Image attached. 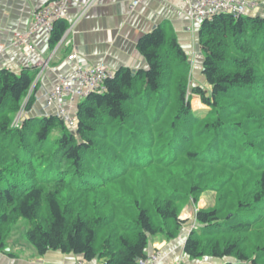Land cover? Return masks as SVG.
<instances>
[{"label": "trees", "instance_id": "1", "mask_svg": "<svg viewBox=\"0 0 264 264\" xmlns=\"http://www.w3.org/2000/svg\"><path fill=\"white\" fill-rule=\"evenodd\" d=\"M68 27L54 24L51 48ZM199 44L209 90L192 93L204 118L190 106L188 56L162 27L138 43L148 69H122L81 101L74 130L55 115L14 124L39 70H0V251L25 220L40 256L138 264L152 238L180 236L190 200L215 190L220 205L198 210L185 254L249 264L259 253L252 264H264V18L205 20Z\"/></svg>", "mask_w": 264, "mask_h": 264}, {"label": "crops", "instance_id": "2", "mask_svg": "<svg viewBox=\"0 0 264 264\" xmlns=\"http://www.w3.org/2000/svg\"><path fill=\"white\" fill-rule=\"evenodd\" d=\"M54 1L0 0V70L9 69L17 74L25 69L40 71L39 64L47 62L27 97H33L35 101L31 109L24 110L22 115L26 118L56 115L57 108L47 107L46 99L60 82L65 80V83L71 84L75 79L76 62L68 59L72 54L78 55L77 63L102 65L113 76L122 69L135 73L147 70L148 62L139 51L138 43L159 27L166 30L169 39L174 37L177 40L190 65H194L193 77L190 74L194 85L206 87L203 65L200 79L194 78L197 66L204 60L199 44V30L203 21L190 17L186 0H144L137 6L133 5L135 0H98L69 31L70 25L81 16L84 4L90 1L72 0L68 19L65 20L69 26L65 34L69 32L62 37L65 38L61 46L51 48L50 37L45 31H38L31 34L36 54L26 56L21 47L14 45L16 34L29 32L34 14ZM80 103L75 97L65 96L58 105L76 116ZM189 228L186 222L180 236L172 241L152 238L147 256L158 253L160 264H178L180 261L183 264H204L205 261L190 260L184 252ZM13 236L15 234L8 240L5 250L0 251V264H77L82 260L81 256L59 251H49L40 256L27 242L17 241ZM87 264H100V261Z\"/></svg>", "mask_w": 264, "mask_h": 264}, {"label": "built area", "instance_id": "3", "mask_svg": "<svg viewBox=\"0 0 264 264\" xmlns=\"http://www.w3.org/2000/svg\"><path fill=\"white\" fill-rule=\"evenodd\" d=\"M98 0H90L83 6L81 16L70 25L69 31L73 29L79 19L85 14V12L96 4ZM144 0H135L134 6H137ZM190 8V17L193 20H205L212 21L219 15H232L234 17H250L253 12H258L264 9V5L260 4L256 0H186ZM72 0H55L53 3L44 6L34 14L33 21L30 26L29 32L26 34H16L14 45L21 47L23 53L26 56H32L36 54V47L31 41V34L38 31H45L50 37L53 31L54 24L60 20H67L68 9L70 8ZM68 31V32H69ZM65 34V36L68 34ZM65 38V37H64ZM64 38L60 40L56 48H59L64 41ZM2 47L0 46V51ZM70 62H76L75 64V79L71 84L65 83L63 80L60 84L56 85L53 90L48 94L46 99V106L49 108L55 107L56 115L59 117L69 128L75 129L76 116H72L65 109L59 107V103L65 96L75 97L80 101H83L89 95L97 93L102 94L106 90L105 82L108 79L113 78L102 65H84L77 63L78 55L72 54L69 56ZM47 62H41L39 64L40 77ZM75 86H77L75 88ZM59 104V105H58ZM22 116V114H21ZM19 122H17L18 125ZM161 258L158 253H153L144 259L139 260L138 264H160ZM77 264H87L84 260H80ZM178 264H183L180 261Z\"/></svg>", "mask_w": 264, "mask_h": 264}, {"label": "rangeland", "instance_id": "4", "mask_svg": "<svg viewBox=\"0 0 264 264\" xmlns=\"http://www.w3.org/2000/svg\"><path fill=\"white\" fill-rule=\"evenodd\" d=\"M256 1H258L260 4L264 5V0H256ZM257 14H258V12H253L252 16L257 17ZM260 17L264 18V13H261ZM202 56H201V58H202ZM203 58H204V56H203ZM203 61L204 60L202 59V64L197 66V72H196V76L194 78L198 79L200 77V73L202 71L201 67L203 65ZM193 68H194V65L192 64L191 65V77H193ZM195 87H202V86H199L198 84L194 85L193 81L190 78L189 93L188 94H189L190 99H191V101H190L191 109L198 115V117L204 118V117H206L207 112L210 109L202 103L201 98L198 95H195L192 93V89ZM202 88H204V87H202ZM204 89L206 91H208L209 90L208 85H206V87ZM27 97L25 99L26 101H24V103H23L22 110L19 112V114L16 116V118L14 120V122H15L14 124H16V125H17V122H20L21 120L26 119V117L23 115L21 116V114L24 113L27 102L30 99ZM56 136H57V133L54 134L52 137L55 138ZM232 140L235 141L234 139L231 138V141ZM251 163H253L254 165L257 164V162H255L253 160ZM233 184L235 187H240L241 182H240L239 176L235 177V179L232 181L231 185H233ZM231 185H229V187H227L226 190H231L230 189ZM218 196H219L218 191H215V190L214 191H206L205 193L201 194V196L199 197V201L197 203H195L194 200H190V202L182 208L181 214H180V219L185 221V222H188L189 226H190L189 234H188V236H186V239L189 238V236L193 230H195V231L199 230V225L196 222V214H197L198 210H200V209H212L215 207H219L220 202H219ZM230 198L231 197L228 196L227 199L224 201L225 204L227 205V208L225 209V212H224L225 217L231 216V213L230 214L226 213L227 211L232 210V207H233L231 205L232 201ZM26 226H27V221L22 220L19 222V224L17 225V227L15 228V231L13 233V235L15 234V236H13L14 239H17V241L27 242L25 239V235H24V228ZM186 227H188V226H186ZM258 228H260V227L258 226ZM249 236H250V238H253L254 233L250 234ZM250 248H251V246H250ZM252 256H253L252 261L249 264H252V262L254 260H260L261 259V255H259V253H254ZM200 261L201 262L205 261L204 264H222L223 263V260H221V259L210 258V257H204Z\"/></svg>", "mask_w": 264, "mask_h": 264}, {"label": "water", "instance_id": "5", "mask_svg": "<svg viewBox=\"0 0 264 264\" xmlns=\"http://www.w3.org/2000/svg\"><path fill=\"white\" fill-rule=\"evenodd\" d=\"M261 13H264V9H261L258 11L257 17H260ZM133 73H135V72H133Z\"/></svg>", "mask_w": 264, "mask_h": 264}]
</instances>
